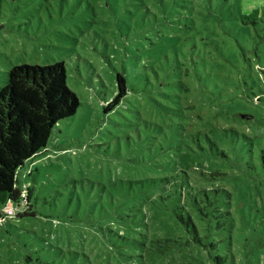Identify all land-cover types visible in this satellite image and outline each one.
<instances>
[{
  "label": "rangeland",
  "instance_id": "1",
  "mask_svg": "<svg viewBox=\"0 0 264 264\" xmlns=\"http://www.w3.org/2000/svg\"><path fill=\"white\" fill-rule=\"evenodd\" d=\"M140 1L0 0V87L14 65L63 61L68 86L80 100L75 115L54 129L47 150L26 162V171L19 175L37 213L0 222V264H140L135 254L143 246L132 238L146 229L145 214L159 218L183 211L165 184L139 181L143 175H155L140 168L155 148L149 149L148 140L138 148L135 142L137 131L142 136L151 133L149 122L162 114L172 120L177 116L156 112L152 102L142 97L145 75L151 94L158 90L152 58L160 36L181 39L186 50L189 36L206 33L201 23L206 9L212 28L215 24L217 31L226 30L231 37L245 29L250 38L239 37L242 47H225L219 61L228 57L230 77L241 82L229 92L238 93L243 102L244 110L239 112H250L253 118L242 126L213 120L247 136L246 141L233 143L231 136L224 135L217 143L229 156L221 166L214 165V149L192 154L171 149L170 159L159 169H186L190 178L199 170H223L227 175L219 183L229 193L230 205L224 207L230 212L212 220V245L206 249L210 260L205 264H264V165L259 157L264 148V98L251 100L264 87V74L245 69L242 56L245 52L251 62L261 59L264 66V0H148V12L138 8ZM238 67L245 69L242 77ZM177 70L169 68L165 77L162 68L157 69L160 89L170 81L176 93L180 84L173 82L180 74L173 72ZM118 71L136 89L113 111H105L103 106L116 90ZM216 76H223L220 68ZM196 100L190 97L186 105H196ZM193 108L188 110L202 117L209 110ZM152 114L160 118L152 119ZM176 128L175 134L183 138ZM175 140L165 139V147H172ZM137 156L141 164L135 161ZM175 256L163 258V263L176 261Z\"/></svg>",
  "mask_w": 264,
  "mask_h": 264
},
{
  "label": "trees",
  "instance_id": "2",
  "mask_svg": "<svg viewBox=\"0 0 264 264\" xmlns=\"http://www.w3.org/2000/svg\"><path fill=\"white\" fill-rule=\"evenodd\" d=\"M147 1L141 0L138 8L148 12ZM191 1L189 0L190 3ZM207 6L208 4H205L204 7ZM206 14H210L207 9L201 21L206 31L205 35L198 38L195 35L189 36L191 42L186 50L180 46L181 39L178 40L173 35L160 36L155 48V56L152 58L156 67L158 89L155 96L151 94L148 76L143 77L141 92L144 100L147 103L151 101L156 112H176L177 116L172 120L164 118V114L161 115L162 118L152 114L149 117L153 119L157 116L160 119L149 122L148 126L152 127L151 133L142 136L137 131V142H135L137 148L138 145L143 146L147 140L149 149L155 148L153 152L148 153L149 162L141 164V158L139 156L135 158V161L141 164V169L155 171V175H143L139 181H145L148 185L155 182L165 184L176 194L180 200L179 208L183 211L174 212L173 216L161 215L159 218L153 214L148 216L145 214L146 229L132 238L133 242L140 247L143 246L142 249L140 248L141 253L135 254L141 258L140 264H164L163 258L173 255H177L176 261H171L170 264H205V260H210L206 249L208 245H212L210 237L212 220L219 214L226 215L230 212L224 207L230 205L229 193L219 183L227 174L220 168H214L212 171L194 170L197 171L194 178H190L186 169L179 170L176 167L174 172H166L164 168L159 169L167 159H170L171 149L175 152L187 151V154L214 149L216 154L214 165L221 166L220 162L229 158L226 150L217 144L223 140L224 135L231 136L233 143L238 140L246 141L247 138L246 134L239 132L237 128L215 125L213 120L242 126L243 122L253 118L250 112H239L244 110V104L239 99L238 93L229 92L232 87L238 88L241 82L233 81L230 77L228 57L225 61H219L225 47L233 46V49L242 47L239 37L242 41H248L250 38L245 29L236 37H231L226 30L217 31L215 24L212 28L213 21L209 22ZM241 18L245 19L243 16ZM171 41L176 44H171ZM216 49H220L218 53ZM242 56L247 62L245 69L255 68L258 75L260 72L264 74L261 59L251 62L245 52ZM199 66L202 67L201 70L198 69ZM159 68H162L165 77H167L166 73L169 74L174 68H178L173 72L180 74L179 80L173 82L180 84L176 93H172L174 89L170 81H167L163 88H159L161 83L157 71ZM169 68L170 71L167 72ZM217 68L223 71L220 79L216 76ZM238 68V74L242 77L245 69ZM115 80L116 90L110 101L103 106L105 111H113L131 89H136L133 82L128 84L124 72L118 71ZM190 97L197 99L196 105H186V100ZM261 97L264 98V87L259 94L253 93L251 100L258 101ZM79 105V97L68 86L63 61L46 65L22 63L7 70L6 82L0 87V222L2 224L14 218L36 215L37 211L30 203V191L27 192L19 175L26 171L24 169L26 162L34 160L38 154L47 150L54 129L64 120L72 118ZM201 107L209 109L203 117L188 110ZM144 108L150 110L149 106ZM194 117L199 120L194 121ZM176 127L183 138L175 134ZM204 127L208 131H203ZM201 136L203 140L200 139ZM168 138H176L172 147L164 145V140ZM249 139L251 142L252 138ZM259 157L264 165V148H261ZM8 208L11 209V215L6 212ZM105 214L110 215L108 211ZM224 225L225 221L221 226Z\"/></svg>",
  "mask_w": 264,
  "mask_h": 264
},
{
  "label": "built area",
  "instance_id": "3",
  "mask_svg": "<svg viewBox=\"0 0 264 264\" xmlns=\"http://www.w3.org/2000/svg\"><path fill=\"white\" fill-rule=\"evenodd\" d=\"M7 211L9 212V214H12V213H11V209H10V208H8V209H7Z\"/></svg>",
  "mask_w": 264,
  "mask_h": 264
}]
</instances>
